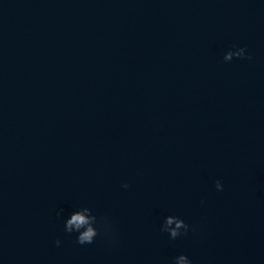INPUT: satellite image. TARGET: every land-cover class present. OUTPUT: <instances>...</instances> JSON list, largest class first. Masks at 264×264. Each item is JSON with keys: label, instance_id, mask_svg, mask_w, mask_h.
<instances>
[{"label": "clouds", "instance_id": "clouds-1", "mask_svg": "<svg viewBox=\"0 0 264 264\" xmlns=\"http://www.w3.org/2000/svg\"><path fill=\"white\" fill-rule=\"evenodd\" d=\"M236 59L251 60L252 56L248 54L247 47L233 46L224 54V61L231 62ZM124 189L130 186L127 183L122 185ZM215 187L217 191H223V183L221 180H216ZM64 212L63 208L57 210V216H61ZM194 226H190L182 218L175 215L165 217L160 231L167 233L171 240H176L178 237L187 236L190 231L194 232ZM64 232L66 234L76 233V243L84 246L93 244L99 236L109 246H116L120 239L114 222L110 217H98L93 210L88 206H81L70 213L64 223ZM56 245L59 246L61 241L56 240ZM172 264H192L191 259L186 254H179L173 258Z\"/></svg>", "mask_w": 264, "mask_h": 264}]
</instances>
